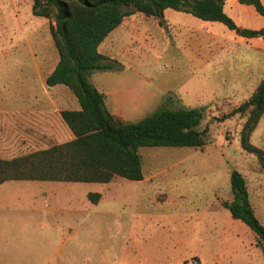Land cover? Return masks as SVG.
Segmentation results:
<instances>
[{"label": "rangeland", "instance_id": "obj_1", "mask_svg": "<svg viewBox=\"0 0 264 264\" xmlns=\"http://www.w3.org/2000/svg\"><path fill=\"white\" fill-rule=\"evenodd\" d=\"M30 4L31 0H0V117L10 108L11 94H14L13 108L23 105L33 109L43 102L50 103L56 96L70 95L65 86L47 87L44 83V77L57 60V53L49 34L51 21L32 16ZM153 21V17L137 19L138 35L151 34L137 41L146 60L121 74L91 70L88 80L98 88L115 90L134 85L126 80L135 77L136 85L131 89L141 98L130 114L133 121L160 107H203L199 128L206 129V143L200 148L138 147L141 171L147 177L140 183L117 176L110 179L115 180V184L109 188L98 182L5 181L0 184V218L6 216L7 219L0 220V231L5 230L1 235L12 239L21 234V221L27 215L26 204L49 203V199L40 197L39 189L55 188L54 196L64 201L68 193L56 190L58 185H76L78 203L85 190L102 191L104 197L92 208L87 207V221L84 212L67 215L65 225L71 230V238L61 247L59 255L70 246L74 258L66 264H117L123 259H119L123 250L137 256L127 264H151L154 259L157 263L164 260L163 257L169 264H196L193 255L199 257V264H239L241 261L251 264L252 259L253 264H264L260 242L243 222L232 218L221 206L223 201L231 199L228 173L235 169L244 178L254 214L264 224V173L257 167L255 154L240 145L244 117L234 115L221 121L217 119L244 101L257 83L238 82L233 89L234 83L217 81L211 73L200 75L199 79L193 75L190 82L183 83L190 76V67L165 42V34ZM148 44L153 46L147 48ZM238 52L250 56L251 51L238 49ZM27 89L28 96H22ZM66 104L50 105L51 109H56ZM65 141L68 140L62 139L59 143ZM248 141L264 152V110L249 133ZM23 142L25 138L14 140L6 159L35 151V147H49L26 146ZM165 193L172 194L177 201L174 209L170 208L173 204L169 200L164 203ZM109 195L115 200L109 199ZM122 197H127L131 204L137 201L140 214L133 239L126 243L122 234L132 205L121 206L119 199ZM83 201L88 200L83 198ZM85 208L82 206L81 210ZM55 218L63 221L64 215L55 214ZM34 228L35 236H27L24 248L29 253L30 264H37L38 253L44 249L43 242L38 239L39 229ZM74 235L76 239L72 242L70 239ZM247 239L253 246L249 252L251 260L241 252L243 245L247 246ZM58 257L56 261L65 264ZM127 261L126 257L122 264Z\"/></svg>", "mask_w": 264, "mask_h": 264}, {"label": "trees", "instance_id": "obj_2", "mask_svg": "<svg viewBox=\"0 0 264 264\" xmlns=\"http://www.w3.org/2000/svg\"><path fill=\"white\" fill-rule=\"evenodd\" d=\"M264 16L260 0H238ZM223 0H31L30 13L49 23V34L57 53L52 70L45 76L47 87L62 84L70 90L79 109H63L60 116L73 138L47 148L9 159L0 158V183L6 180H48L107 182L118 176L142 179L140 146L202 147L206 129L199 128L203 107L159 108L136 121H123L103 108V95L87 78L91 70H113L116 66L97 51L98 44L121 19L141 12L164 26L162 11L171 8L201 20L218 21L236 34L260 37L264 28L237 26L222 10ZM264 110V76L241 103L221 114L219 121L234 115L244 117L240 145L256 156L264 173V152L248 141L249 133ZM231 199L221 206L243 222L260 242L264 257V224L253 212L243 176L235 169L228 173ZM98 192H87L89 201Z\"/></svg>", "mask_w": 264, "mask_h": 264}, {"label": "crops", "instance_id": "obj_3", "mask_svg": "<svg viewBox=\"0 0 264 264\" xmlns=\"http://www.w3.org/2000/svg\"><path fill=\"white\" fill-rule=\"evenodd\" d=\"M260 2L264 7V0H260ZM222 10L241 28H264V16L258 14L251 5L240 3L238 0H223ZM162 15L164 26H160L155 17L145 16L141 12H132L124 16L119 24L108 32L97 46V51L107 57L109 61L113 62L116 68L113 70L95 71H102L104 73L118 72V74H121L130 67L134 68L133 66H136L139 61L146 60L144 53H141V47L137 41L140 37L145 40L147 37L151 36V34L144 32L140 34V36L138 35L137 19L153 17L155 20L153 22L156 24L155 26H158L165 34V42L169 44L174 52L190 67L188 70L190 76L185 78V80L182 81L183 83L190 82L193 75L199 79L200 75L211 73L216 77L217 81L234 83L235 86L233 89H235L236 83L238 82L246 83L256 81V83H258L264 76V40L262 38L241 36L218 21L201 20L188 13L176 11L171 8L163 9ZM36 17H40V20H44L42 16ZM152 46L153 45L148 44L146 47L149 48ZM238 49H249L251 51L250 56L240 54ZM173 57L172 55L171 58L173 59ZM134 78L131 77L126 80L134 85L115 90H109L108 87L98 88L89 80L88 81L102 93V104L105 110L123 121H133L129 118L131 117L130 114L134 111L133 108H135L141 98L136 91L131 89L136 85V80ZM118 79L119 78H117V80ZM53 86L64 85L55 84ZM64 88L67 87L65 86ZM66 90H68V88ZM26 92L22 96L27 97L29 90L27 89ZM67 92H69L70 95L65 93V96H56V99L51 100L50 103L43 102L41 106L35 109L23 105L13 108L12 97L14 94H11L10 108L8 110L6 109L8 112L4 117H0V158H8L7 155L13 149L14 140L18 138H25L26 142L23 143L26 144V146L46 145V147L57 144L61 142L62 139H72L73 134L62 120L60 111L63 109L77 110L79 109V105L70 90ZM225 96H229V93ZM63 98L65 99L63 100ZM61 102L63 104L69 102L71 105L66 104L65 106H58L56 109H51V105H60ZM34 149L41 148L35 147ZM146 179L147 177L142 174V179L133 181L140 183ZM98 183H101L104 188H109L112 184H115V180ZM58 186L56 190H65L68 193V195L64 197V201H60L59 196H54L53 192L55 188L39 189L40 197L43 200L49 199L50 201L49 203L38 201L26 204L24 209L27 215L22 218L21 221V234H17L18 236H13L11 239L9 236L1 235L2 231L5 230L0 231V264H30V261L27 260V254L29 253H26L24 248L27 242V236H35V226L39 229L38 239L43 242L42 246L44 245L43 251H39L38 253L37 264H59L56 258L60 254V249L69 241V238H71V230L65 225L67 215L71 217L72 213L76 214L78 211L86 213L88 206L92 208L95 203L103 199L104 192L95 191L98 192L100 196L97 201L91 202L86 197L87 192L91 191L85 190L82 192V199L78 203L76 185L73 187L71 185ZM83 198H86L88 201H83ZM109 199L115 200V197L109 195ZM168 200L173 204L170 208L174 209L177 201L172 194L165 193L163 199L164 203ZM119 204H121V206L132 205V212L128 214L127 218L126 230L124 234H122L123 240L126 243L129 239H133L135 226L140 218L139 208L137 206V201L131 204L127 197L120 198ZM82 206L86 207L84 211L81 210ZM55 214H63V221L56 219ZM89 216V225L91 227L92 211L89 212ZM2 219L7 218L5 216L4 218H0V220ZM4 223H6V221H4ZM75 239L76 236L74 235L73 239H70V241L73 242ZM70 248L69 246V249ZM251 248H253V246L248 244L247 239V246L243 245L241 252H244L249 260H251V257H249L250 250L252 252ZM69 249L67 247V249L59 255L58 258H60V261L62 260V262L64 261L65 263L67 260L74 258L72 255L73 253H71ZM126 257L128 259L126 262L127 264L136 260L137 256L132 251H121L119 259H124ZM192 258L196 260V264H199L198 256L193 255ZM123 259H120L121 261H117L116 263L122 264ZM163 259L164 260L161 259L157 263L154 259L151 264H169L166 262V257H163ZM239 264H246V262L241 261ZM251 264H253V259Z\"/></svg>", "mask_w": 264, "mask_h": 264}]
</instances>
